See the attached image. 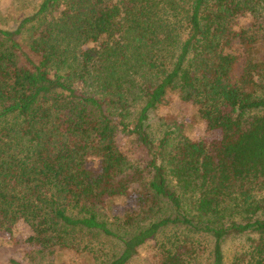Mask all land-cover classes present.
I'll list each match as a JSON object with an SVG mask.
<instances>
[{
  "label": "trees",
  "instance_id": "1",
  "mask_svg": "<svg viewBox=\"0 0 264 264\" xmlns=\"http://www.w3.org/2000/svg\"><path fill=\"white\" fill-rule=\"evenodd\" d=\"M172 97L206 135L150 131ZM19 223L27 264L153 240L225 264L242 237L228 264H264V0H39L0 27V237Z\"/></svg>",
  "mask_w": 264,
  "mask_h": 264
},
{
  "label": "rangeland",
  "instance_id": "2",
  "mask_svg": "<svg viewBox=\"0 0 264 264\" xmlns=\"http://www.w3.org/2000/svg\"><path fill=\"white\" fill-rule=\"evenodd\" d=\"M39 0H0V27H10L15 24V19L20 18L29 8L32 9ZM150 131L154 133L162 132L166 126L180 125L181 131L187 133L192 138H201L206 135L204 126L196 117L193 107L172 97L168 102L161 105L150 115ZM97 159H91L88 165L95 168ZM29 233V228L24 223L16 225L11 238L0 237V264H10L8 258L13 256L27 264V258L23 249V241ZM94 242L99 243L100 249L108 254H114L120 250V245L109 241L100 235L93 236ZM245 238H229L222 246L225 264L233 251L242 245ZM155 241H149L141 246L138 254L127 264H158V255L154 249ZM81 246L65 248L59 254L58 259L53 264H97L92 258V253L83 250Z\"/></svg>",
  "mask_w": 264,
  "mask_h": 264
}]
</instances>
